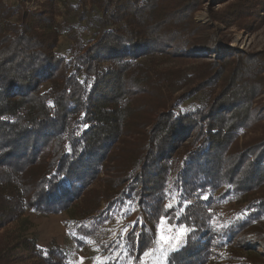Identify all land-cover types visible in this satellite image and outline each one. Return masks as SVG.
<instances>
[{
	"label": "trees",
	"instance_id": "1",
	"mask_svg": "<svg viewBox=\"0 0 264 264\" xmlns=\"http://www.w3.org/2000/svg\"><path fill=\"white\" fill-rule=\"evenodd\" d=\"M180 4L178 0L101 2L106 23L117 27L105 30L76 58V71L87 79L82 83L74 73H65L67 65L56 79H45L46 73L52 76L62 70L65 62L53 51L56 30L47 26L46 33L40 34L38 24L43 19L38 15H23L20 25L12 26L7 22L12 12L0 3V220H16L27 210L42 215L63 211L103 172L113 145L128 132L136 111L125 88L152 90L150 71L137 63L135 54L142 50L144 55L147 50L162 54L177 48L188 52L204 44L197 34H190V27L184 32L174 30L188 24L181 17L184 12L172 11ZM201 79V85L165 107L155 104L162 111L153 128L141 135L132 151L134 159L119 165L122 173L116 179L118 186L124 183L121 190L105 196L104 208L96 215L81 218L77 235L93 237L114 206L130 201L139 205L143 217V224H136L124 239L126 255L134 262L154 247L156 225L166 217L187 230L184 245L169 254L167 264H235L238 260L264 264L252 253L264 249V196L246 199L252 185L264 181V148L261 141L245 147L248 166L239 175L243 161L237 153L232 158L228 148L243 128L236 121L242 120L222 124V108L229 97L215 93V77L204 74ZM48 80L49 89L41 92L40 86ZM16 89L25 94L12 96ZM201 93L205 100L194 110L175 111ZM45 149L47 161L41 157ZM37 166L42 167L37 170ZM223 185L226 193H234L245 204L246 213L218 225V203L212 195ZM172 195L177 203L169 207ZM32 245L48 264L66 263L59 250H47L44 257L45 251Z\"/></svg>",
	"mask_w": 264,
	"mask_h": 264
},
{
	"label": "rangeland",
	"instance_id": "2",
	"mask_svg": "<svg viewBox=\"0 0 264 264\" xmlns=\"http://www.w3.org/2000/svg\"><path fill=\"white\" fill-rule=\"evenodd\" d=\"M104 1L106 0H0V3L12 12L7 20L12 26H19L23 15H38L43 19L42 24H38L37 31L40 34L46 33L43 29L47 26L56 30L57 41L53 51L65 59V62L62 70L53 74V77L46 73L45 79H56L62 75L67 65L65 73H74L84 83L87 81L85 75L75 69L76 58L84 47L94 43L105 30L117 27L106 23L107 17L99 7ZM178 1L181 4L177 10L172 11L184 12L181 17L188 24L174 27V30L184 32L186 27H190L193 30L190 34H197L200 43H204L202 47L188 52L186 48H177L163 51L162 54L151 53L150 50H147L148 55H144L143 50L135 54L137 63L150 71L152 90L141 92L125 88L126 95L130 100L133 99L132 107L136 109L130 120L134 126L130 124L128 132H124L125 136L113 145L103 172L93 177L94 181L67 209L50 215L27 210L13 221L1 218L0 264H48L34 252L32 243L45 251L44 257L48 254L47 250H59L65 255V264H167L169 254L174 251L172 245L178 233L181 229L185 233L179 240L181 248L185 243L187 230L162 217L156 225L154 247L134 262L133 258L126 255L124 239L136 224H143L136 202L129 201L123 206H114L93 237L77 235L75 228L81 218L94 216L104 208L105 196L121 190L124 183L118 186L120 180L116 179V175L122 173L123 165H119L128 158L134 159L133 149L139 143L141 135L153 128V122L161 113V108L201 85L200 80L204 74L215 77L216 94L224 92V98H232H228L227 104L222 108V124H233L235 118L242 120L236 121L243 128L228 148L232 158L237 153L240 161H243L239 166V175L248 166L249 152L244 151L245 147L261 141L260 147L264 148V0ZM157 4L160 5L158 2ZM180 15L181 13L178 16ZM163 78L169 80L160 81ZM49 87L50 80L44 81L40 91L46 92ZM18 94L23 96L25 93L17 92L16 89L12 96ZM204 100L205 95L198 94L175 111L194 110ZM155 104L162 107L157 109ZM40 145L41 143L38 146ZM178 152L180 151L175 155ZM182 152L183 150L180 153ZM42 153V159L44 157L47 161L48 150L45 149ZM117 166L120 168L115 169ZM226 166L225 161L224 167ZM231 166L232 164L228 167ZM40 167L42 166H37L36 169L39 170ZM123 171L124 174L128 173L126 168ZM252 186L246 193V199L264 196V181ZM212 197L218 203V225L222 220L234 221L245 215V204L238 202L234 193H226L225 185L215 191ZM176 203L177 198L172 195L167 205L171 207ZM88 210L91 214L80 216ZM159 236L171 239L165 244L159 240ZM75 238L83 246L80 247ZM252 253L264 260V249L260 248L258 252ZM235 264H239V260Z\"/></svg>",
	"mask_w": 264,
	"mask_h": 264
},
{
	"label": "snow or ice",
	"instance_id": "3",
	"mask_svg": "<svg viewBox=\"0 0 264 264\" xmlns=\"http://www.w3.org/2000/svg\"><path fill=\"white\" fill-rule=\"evenodd\" d=\"M163 222V221H162ZM185 233H184V230L181 229L180 232L178 233L177 237H176V241L173 243L172 247H173V250L176 251L179 249V240H180V237L181 236H184ZM171 238H166L164 236H159V240L163 241L165 244H167L169 242ZM171 260H175L176 258L175 257H170Z\"/></svg>",
	"mask_w": 264,
	"mask_h": 264
}]
</instances>
